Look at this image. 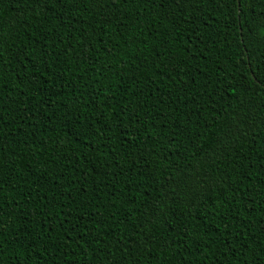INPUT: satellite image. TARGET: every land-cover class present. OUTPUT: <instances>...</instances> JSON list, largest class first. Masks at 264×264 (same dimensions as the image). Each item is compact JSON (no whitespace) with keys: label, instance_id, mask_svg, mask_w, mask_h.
<instances>
[{"label":"trees","instance_id":"1","mask_svg":"<svg viewBox=\"0 0 264 264\" xmlns=\"http://www.w3.org/2000/svg\"><path fill=\"white\" fill-rule=\"evenodd\" d=\"M0 264H264V0H0Z\"/></svg>","mask_w":264,"mask_h":264}]
</instances>
